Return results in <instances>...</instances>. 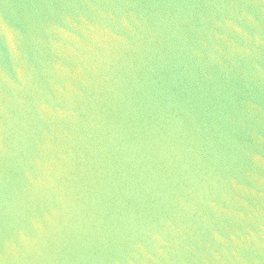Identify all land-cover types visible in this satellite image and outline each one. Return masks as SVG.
Segmentation results:
<instances>
[{
  "label": "water",
  "instance_id": "95a60500",
  "mask_svg": "<svg viewBox=\"0 0 264 264\" xmlns=\"http://www.w3.org/2000/svg\"><path fill=\"white\" fill-rule=\"evenodd\" d=\"M0 264H264V0H0Z\"/></svg>",
  "mask_w": 264,
  "mask_h": 264
}]
</instances>
